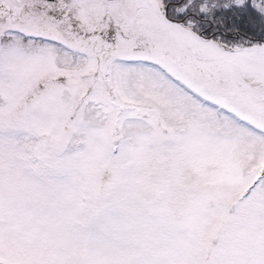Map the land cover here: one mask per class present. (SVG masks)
<instances>
[{
  "label": "snow or ice",
  "instance_id": "6c2138e0",
  "mask_svg": "<svg viewBox=\"0 0 264 264\" xmlns=\"http://www.w3.org/2000/svg\"><path fill=\"white\" fill-rule=\"evenodd\" d=\"M0 264H264V0H0Z\"/></svg>",
  "mask_w": 264,
  "mask_h": 264
}]
</instances>
